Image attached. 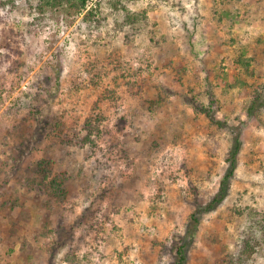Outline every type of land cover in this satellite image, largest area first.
Returning a JSON list of instances; mask_svg holds the SVG:
<instances>
[{
	"label": "rangeland",
	"instance_id": "rangeland-1",
	"mask_svg": "<svg viewBox=\"0 0 264 264\" xmlns=\"http://www.w3.org/2000/svg\"><path fill=\"white\" fill-rule=\"evenodd\" d=\"M47 1L0 0V200H26L14 251L0 249V263L68 264L70 247L47 244L67 235L78 264H168L172 236L217 194L240 133L229 197L201 210L189 264L234 253L233 211L264 212V113L260 122L245 113L264 85V0H247L234 19L217 13V0H131L118 9L117 0H92L78 15ZM125 8L146 15L141 29L122 26ZM89 10L95 18L83 20ZM249 44L260 47L254 74L234 64ZM233 77L247 85L229 89ZM212 108L215 123L204 114ZM90 118L99 132L77 146ZM154 142L159 149L147 152ZM47 158L70 177L61 199L37 177ZM7 226L1 221L3 236ZM44 229L49 237L37 244ZM262 252L251 264H264Z\"/></svg>",
	"mask_w": 264,
	"mask_h": 264
},
{
	"label": "trees",
	"instance_id": "trees-1",
	"mask_svg": "<svg viewBox=\"0 0 264 264\" xmlns=\"http://www.w3.org/2000/svg\"><path fill=\"white\" fill-rule=\"evenodd\" d=\"M92 0H49L46 2L45 6L53 9L66 8L69 13L72 14H81L86 10L87 4ZM118 5H116V9L121 6L122 2H127L131 0H117ZM247 0H217L214 1L215 6H217V13L219 15L226 14V18L232 17L234 19L237 17V14L241 10V5L246 4ZM125 16L122 20L123 27H132L135 29H141L145 24L147 17L145 14L137 15L131 14L125 8ZM69 14V15H72ZM90 18H95L94 10H89L83 17V20H88ZM236 18L234 21H236ZM233 45L239 43L237 41L232 42ZM242 45V44H240ZM235 47V46H234ZM237 56L234 64L238 67H243L245 69V73L254 74L252 68H255L259 65V57H260V47L246 46L241 47L239 50H236ZM233 83L230 84L229 89H234V87H238V85L246 86L247 83L243 79H239L237 77H233ZM252 100L249 106L246 108L245 113L247 117L251 121H261V117L264 113V85L261 86L260 90H256L252 95ZM201 108V107H200ZM211 109V108H210ZM204 109L205 115L209 118L211 123L217 122L216 118L213 116V108ZM203 110V111H204ZM202 111V110H201ZM41 114V112H40ZM36 113L35 119L40 125H43L45 121V117L43 114ZM98 119V118H97ZM93 118H90L81 128L80 135L77 136V146L86 147L88 144H91L92 137L99 132V121ZM221 124V123H219ZM61 123L56 122L54 131H58L61 133ZM56 131V132H57ZM56 138L59 139V135H56ZM79 140V141H78ZM241 138L240 133L234 139L233 148L229 153V156L226 158L227 169L220 181V186L217 194L213 197V199L202 207H198L199 211L194 212L191 215V220L188 225L187 231L182 235H174L172 236V241L170 244V255L171 260L168 264H189V255L192 247V243L195 239V234L199 229L200 223V215L203 213L201 210L206 212L215 211L218 207H220L224 201L229 197L230 194V185L232 180L236 176L237 164H238V155L241 151ZM62 143V142H61ZM60 143V144H61ZM8 144L5 143V147ZM160 147V144L157 142L151 143L147 146V152L157 151ZM36 172L38 179L41 180V186L45 188V192L48 193L50 197L61 199L65 196V185L69 181L70 177L65 173H55L53 168V161L49 158L42 159L36 164ZM25 196L20 197L16 196L13 198V193H6V195L0 200V224L1 221H6L8 224V228L6 230V234L3 236L4 232L0 228V249L7 248L9 254L14 251L15 248V235L17 229L19 228L18 222L22 220L24 214V205H25ZM200 199L196 200V203L200 205ZM233 224L236 225V231L238 234V238L236 240V249L234 253L225 254V249L223 250V255L218 257V259L214 262V264H251L254 256L262 250L264 254V212H259L258 210L252 208L246 209H236L233 211ZM33 232V231H32ZM36 232V231H35ZM33 232V233H35ZM35 242L38 244L41 240L47 239L48 230H38V232L34 235ZM60 241H53L52 243H47L50 247L49 251H55L60 247H70L65 256V261L68 264H78V257L74 253V249H72L70 244L69 236L61 235ZM214 243H221L219 241L218 235L213 239ZM24 249H30V244L28 241H24L22 244ZM9 254L6 255V260L9 259ZM7 263V262H4ZM0 263V264H4ZM21 264V263H16ZM24 264H35L33 258H27V261Z\"/></svg>",
	"mask_w": 264,
	"mask_h": 264
}]
</instances>
